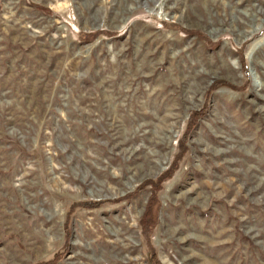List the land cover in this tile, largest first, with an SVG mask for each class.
I'll list each match as a JSON object with an SVG mask.
<instances>
[{
  "label": "rangeland",
  "instance_id": "1",
  "mask_svg": "<svg viewBox=\"0 0 264 264\" xmlns=\"http://www.w3.org/2000/svg\"><path fill=\"white\" fill-rule=\"evenodd\" d=\"M0 264H264V0H0Z\"/></svg>",
  "mask_w": 264,
  "mask_h": 264
},
{
  "label": "trees",
  "instance_id": "2",
  "mask_svg": "<svg viewBox=\"0 0 264 264\" xmlns=\"http://www.w3.org/2000/svg\"><path fill=\"white\" fill-rule=\"evenodd\" d=\"M217 85V84H214V86ZM175 167V165L172 166L171 169H173ZM159 182V180H156L154 182V184L156 185V183ZM99 203L98 202H90V203H84L85 206H97ZM152 226V225H151Z\"/></svg>",
  "mask_w": 264,
  "mask_h": 264
}]
</instances>
